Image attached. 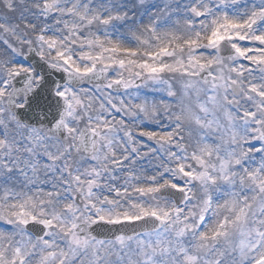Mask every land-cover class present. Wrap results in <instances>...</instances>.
Segmentation results:
<instances>
[{
    "label": "snow or ice",
    "instance_id": "snow-or-ice-1",
    "mask_svg": "<svg viewBox=\"0 0 264 264\" xmlns=\"http://www.w3.org/2000/svg\"><path fill=\"white\" fill-rule=\"evenodd\" d=\"M0 264H264V0H0Z\"/></svg>",
    "mask_w": 264,
    "mask_h": 264
}]
</instances>
